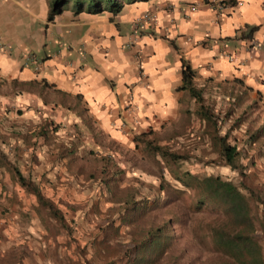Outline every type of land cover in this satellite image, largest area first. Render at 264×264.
Listing matches in <instances>:
<instances>
[{
    "label": "crops",
    "instance_id": "0c3cea01",
    "mask_svg": "<svg viewBox=\"0 0 264 264\" xmlns=\"http://www.w3.org/2000/svg\"><path fill=\"white\" fill-rule=\"evenodd\" d=\"M224 1H131L115 15L66 8L48 21L47 0H0V204L11 202L0 222L50 243L45 226L70 225L68 206L100 204L90 164L120 165V151L175 134L186 144L210 134L219 150L220 122L202 101L230 90L264 108V0ZM144 12L154 21L138 23ZM245 26L257 29L243 37ZM181 61L200 101L182 88Z\"/></svg>",
    "mask_w": 264,
    "mask_h": 264
},
{
    "label": "rangeland",
    "instance_id": "374dc122",
    "mask_svg": "<svg viewBox=\"0 0 264 264\" xmlns=\"http://www.w3.org/2000/svg\"><path fill=\"white\" fill-rule=\"evenodd\" d=\"M240 90L242 93L235 95L230 90L226 93L230 97L207 98L202 102L204 107L213 109L214 121L220 122V131L215 130L216 133L226 134V141L240 148L243 175L223 163L210 134H206L205 141L191 144L177 141L176 135L180 134H175L166 144H159L161 140L157 138L147 139L140 148L120 151L119 156L125 160L120 165L112 159L111 162L106 159L90 164L91 175L101 186L100 196H94L93 200L98 198L100 204L93 203L85 208L78 202L73 206L79 209L76 211L68 206L65 214L74 219L70 225L65 219L68 224L65 228L45 226L50 243L44 242L42 246L39 243L42 237H30L26 230L4 218V222H0V264H139L130 259L133 243L140 239L141 232L144 235L146 230L165 222L169 243L152 264H221L222 256L207 246L208 241L203 238L205 230L199 228L215 214L206 210L192 211L191 191L176 180L181 177L189 180V176L181 173L184 170L199 177L219 175L236 184L243 181L248 186L253 194L250 201L254 205V214L263 225V232L257 227L255 234L264 256V134L258 132L253 137L255 141L249 140L258 127L264 125V108L257 95L249 98L245 89ZM158 146L163 148L165 155L174 153L186 158L166 161L161 151H155ZM99 164L101 172L97 168ZM72 169L78 170V166L74 165ZM132 169L141 170V175L125 177V171ZM242 192L248 195L245 190ZM61 201L53 205L63 209L66 204ZM1 202L2 208L11 206L9 201ZM130 202L135 205L132 214ZM141 206L146 213L140 214ZM4 211H0L2 216ZM77 211L83 219L77 217ZM12 229L18 233L11 234ZM143 264L148 263L144 261Z\"/></svg>",
    "mask_w": 264,
    "mask_h": 264
},
{
    "label": "trees",
    "instance_id": "16d2710c",
    "mask_svg": "<svg viewBox=\"0 0 264 264\" xmlns=\"http://www.w3.org/2000/svg\"><path fill=\"white\" fill-rule=\"evenodd\" d=\"M131 1H146V0H47V20H51L54 15L59 14L62 10L70 8L73 13L79 12L99 13L107 10L112 14H117L121 11L123 3ZM227 0L226 2H232ZM225 3V1L223 2ZM245 32H242L243 37L250 36L257 26H245ZM181 81L182 88L191 92L198 101L201 99L197 94L195 86L192 84L194 72L189 65L181 61ZM199 97V98H198ZM202 106V105H201ZM203 107V106H202ZM264 134V125L261 124L256 132L249 138H253L256 133ZM219 155L223 163L231 170H236L243 175L242 166L239 162L241 154L240 148L235 144H230L226 141V134L219 136ZM155 151H161V155L166 161L175 162L185 159L186 156L168 153L165 155L162 147H155ZM183 175L189 176V180L177 179L182 186L191 191V208L192 211L206 210L215 214L214 218L208 221L200 230L203 232V238L207 239V246L218 253L221 257V264H264V256L258 237L255 232L257 227L262 228V223L257 220L254 214V205L251 204L253 194L243 181L238 184L229 179H223L219 175H207L199 177L191 174L188 170L181 171ZM20 178V177H19ZM243 178V177H242ZM245 190L248 195L242 192ZM39 199V197H38ZM134 202L129 203L130 213L135 212ZM143 206L139 207L140 214L146 213ZM262 225V226H261ZM166 222L164 225H158L154 228L146 230L143 235L141 232L140 239L135 241L130 249V259L133 262L143 264L146 261L152 264L156 259L160 258L165 248L169 243L168 235H166ZM143 228L140 229V231ZM223 256H226L225 259Z\"/></svg>",
    "mask_w": 264,
    "mask_h": 264
},
{
    "label": "built area",
    "instance_id": "2783aa9c",
    "mask_svg": "<svg viewBox=\"0 0 264 264\" xmlns=\"http://www.w3.org/2000/svg\"><path fill=\"white\" fill-rule=\"evenodd\" d=\"M216 1V5H217V8H220V5H221V1L222 0H215ZM191 10L194 9V7H190ZM155 19V15L154 14H151L149 12H144L142 13L139 17H138V23H143V22H152L154 21ZM31 59V57L29 58Z\"/></svg>",
    "mask_w": 264,
    "mask_h": 264
},
{
    "label": "clouds",
    "instance_id": "9594fccd",
    "mask_svg": "<svg viewBox=\"0 0 264 264\" xmlns=\"http://www.w3.org/2000/svg\"><path fill=\"white\" fill-rule=\"evenodd\" d=\"M224 0L221 1V4H223Z\"/></svg>",
    "mask_w": 264,
    "mask_h": 264
}]
</instances>
